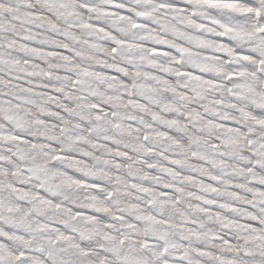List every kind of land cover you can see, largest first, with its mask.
<instances>
[{
	"label": "snow or ice",
	"instance_id": "6c2138e0",
	"mask_svg": "<svg viewBox=\"0 0 264 264\" xmlns=\"http://www.w3.org/2000/svg\"><path fill=\"white\" fill-rule=\"evenodd\" d=\"M0 264H264V0H0Z\"/></svg>",
	"mask_w": 264,
	"mask_h": 264
}]
</instances>
